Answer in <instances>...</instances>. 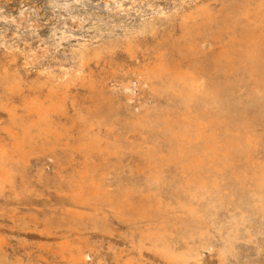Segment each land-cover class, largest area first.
<instances>
[{
	"label": "bare ground",
	"instance_id": "obj_1",
	"mask_svg": "<svg viewBox=\"0 0 264 264\" xmlns=\"http://www.w3.org/2000/svg\"><path fill=\"white\" fill-rule=\"evenodd\" d=\"M49 1L41 5L52 23L47 40L38 32L44 17L37 2L5 18L17 43L0 31V46L17 51L14 64L0 60V111L6 113L0 199L38 194L35 181L56 190V204L40 216L42 226L62 238L54 250L64 264H88L90 232L112 234L115 223L127 227L140 255L150 250L168 264H197L204 250L214 249L219 264L264 256V0H202L182 10L179 28L157 37L143 65L122 81L130 87L141 78L160 98L138 107L97 80L89 62L99 64L120 49L137 58L145 46L140 34L156 28L124 32L103 46L83 45L73 61L42 64L66 47L83 19L65 17ZM134 1L103 0V7L121 13ZM18 55L26 67L40 63L37 80L25 79ZM77 82L82 94L71 91ZM47 158L54 161L52 174L44 163L32 170L33 159ZM5 241L0 238V264H28L10 256L15 251L10 245L8 254Z\"/></svg>",
	"mask_w": 264,
	"mask_h": 264
},
{
	"label": "rangeland",
	"instance_id": "obj_2",
	"mask_svg": "<svg viewBox=\"0 0 264 264\" xmlns=\"http://www.w3.org/2000/svg\"><path fill=\"white\" fill-rule=\"evenodd\" d=\"M14 1L15 3H12ZM20 1L22 0H18V1L17 0H13V1L12 0H9V1L2 0L0 3L2 7V8L0 7V22L2 23V24L0 23V31L1 30L4 31L6 29V31L8 32V33L6 32V34L8 35L6 36L7 41L13 44L17 42H16V39L13 37V29L9 24L7 25L5 18L7 17V15H10L12 13L13 15H17L23 4L29 3L30 6L31 4L33 6L36 4L38 0H26V1L24 0L25 2L22 1L23 2L22 5L20 4ZM200 1L202 0H135L133 3H128L125 6L126 9L123 12L114 13L115 11L108 12L104 9L103 0H55L54 3L58 9L57 11L61 12L60 9H62L63 12L69 14V15L65 14V17L68 18L70 15H75V16H80V17L83 16V19L80 21L81 25L75 28V34L70 39L68 43L69 45L67 44L66 47H60L58 49L59 51L58 53L55 52L52 55H50L44 62H42V64H46V65L56 64L57 60L58 62L62 60H68V59L73 61L74 59L78 58L77 49H80V47L83 45H88L90 47L103 46L105 43H107L108 40L114 39L115 37H119L124 32L131 31V30H140L146 26L147 27L153 26L156 28V33H144V34L141 33L140 34L139 39L145 46H143L142 52L141 54L140 53L138 54L137 58L130 57L126 53L125 50L120 49L116 52L115 56H113L112 58L101 61L99 64H97L94 61H90L89 65L92 70V75L100 82H105L109 86L111 91H113V93L118 96V98H120L123 101H126L130 106L138 107L140 105L150 106V105L158 104L160 101V98H158L155 94L151 92L149 83L144 82L143 80H141V78H138V79H133L131 81L130 87H124L122 85V81L124 82L128 81V76H127L128 71H131L132 69H136L140 65H143L142 62H144L143 61L144 56L150 53V48H148V46L151 43H153L157 37H159L162 33H165L169 30L174 31L179 28L178 26H179L180 14L182 10L188 9L191 6H193L195 3H198ZM203 1H209V2L215 3L218 0H203ZM39 2H41L40 5H38ZM49 2H50L49 0H41V1L39 0L37 2L36 5L39 8V11H41V13L42 11L45 12V10L42 9L43 7L41 8V5L43 4L44 6L45 3L46 5H48ZM16 3H18V5ZM14 4H16L17 6H15ZM8 5H11V7ZM13 5L16 8V10L13 7ZM4 6L8 7L6 8L7 10L5 9ZM18 6H20V8ZM28 6L29 5L23 7V9L27 8ZM17 10L18 12L16 13ZM43 17L44 18H41L43 20H40L41 22L40 27L41 29H43V31L39 29L38 32L40 31L39 32L40 36H42L43 39L47 40L49 38L48 35L50 32L49 30L51 28L52 23L50 21L48 22L47 19H45L46 17L44 15ZM45 34H46V37H45ZM23 46L24 44L22 40H20V43H19L20 50H22ZM1 52H2V54L0 55L1 61H3L4 63L8 65H10V63L14 64L12 61L11 55H13L14 53L17 54V51H15V47L8 48V47L0 46V53ZM21 61H22L21 55H18L17 65L19 66L20 71L25 77V79H27V81L37 80L39 76V72H40V68H39L40 63L39 64L34 63L32 66L26 67L25 65H22ZM115 74L116 75L118 74V75L115 76ZM85 75L86 76L89 75V70ZM70 88H71V91L77 92L79 94H82L85 91L83 90L84 88L80 86L78 82L76 84L75 83L72 84ZM124 94H126L125 95L126 97L124 96ZM2 112L3 111L1 110L0 111V114H1L0 116V135L4 136L2 126L6 120L5 119L6 113L3 112L2 114ZM41 163L45 164L44 168L47 173L52 174L54 172V161L53 159L51 160V158H47L46 160H44V162H40L36 159H33L32 170L36 172L39 166L41 165ZM35 183H36V187L38 188V190H41L38 194H33L29 196L27 199H22V200H13V199H6V198L0 199V202H1L0 203V229H1L0 234H2L0 238L2 239V241L6 240L3 243H4V246L7 252L9 251L8 254H10L13 251L17 253V255L14 254L15 252L11 253L10 256L12 255V257L20 258L21 260L25 259L24 260L25 263L38 264L39 262V264H46V263L64 264L63 259L59 256V253L57 252L58 245H59L58 243L62 241V238H60L59 233L55 234V232H51L50 230L42 226L44 224L41 219L42 217L40 216L42 210L45 209L46 205H49V203L51 202H54V204H56L59 195H57L58 193L56 192L55 189L45 188L43 184L39 183L38 181L37 182L35 181ZM47 199L49 200V202ZM27 201H30V202L27 203ZM26 205L27 207H25ZM9 207L11 208L9 209ZM37 216H40V218H37ZM39 225H41V228ZM114 227H115V231H113L112 234H108V233L106 234L100 231H92L93 233L90 232L89 234L91 235L90 236V247L87 249L88 264H104L105 261L107 264H126L127 260L131 258L135 264H138V262L139 264H156V263L157 264H168L164 259L160 258L158 255H156L153 251H150V250L145 249L142 251L140 255L139 251L132 246L130 242V238L127 236L129 233L127 227L124 224H118V223H115ZM5 234L6 235L9 234L8 235L9 237H7ZM43 236H45L44 237L45 239L43 238ZM13 237H15L16 239ZM8 241H10L9 246H8ZM6 242L7 244H5ZM21 242H23L24 244ZM92 243H95V244H92ZM10 245H12V247ZM16 245L20 246L19 249H18V246ZM26 246L28 248H26ZM50 246L51 248H49ZM93 246H98L97 250H95L96 247H93ZM10 247L13 249V250L11 249L12 251L10 250ZM36 247H38L39 249ZM32 248H33V251H32ZM90 248H93L92 249L93 251ZM261 248L262 250H264V244L261 246ZM35 249L37 253L36 256L32 255V253L35 254ZM54 249L57 251H55ZM22 251H24L23 253L28 252L27 254L29 255H27L26 253L23 255ZM42 254L44 258L43 256H41ZM46 255L48 258L47 257L45 258ZM49 255H50V258H49ZM21 256H23V258ZM29 260L31 261L29 262ZM51 260H52V263H51ZM137 260H141V261H137ZM263 261H264V256L262 254L261 257L258 256V257H254V259L252 258L249 264H262ZM244 262L245 260L243 259L242 264H245ZM83 263H80V264H83ZM197 264H219L217 250L216 249L204 250L202 253V259Z\"/></svg>",
	"mask_w": 264,
	"mask_h": 264
}]
</instances>
